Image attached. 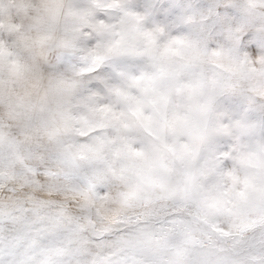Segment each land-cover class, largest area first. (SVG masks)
I'll use <instances>...</instances> for the list:
<instances>
[{"label":"snow or ice","instance_id":"6c2138e0","mask_svg":"<svg viewBox=\"0 0 264 264\" xmlns=\"http://www.w3.org/2000/svg\"><path fill=\"white\" fill-rule=\"evenodd\" d=\"M220 3L173 33L103 0L129 21L81 56L118 70L106 102L53 100L0 46V264H264V0Z\"/></svg>","mask_w":264,"mask_h":264},{"label":"clouds","instance_id":"9594fccd","mask_svg":"<svg viewBox=\"0 0 264 264\" xmlns=\"http://www.w3.org/2000/svg\"><path fill=\"white\" fill-rule=\"evenodd\" d=\"M94 5L81 6L77 0H0V46L22 54L36 86L55 100L68 95L73 105L80 99L83 74L81 56L92 52L114 57L109 48L117 32L126 31L127 18L117 15L102 27L92 18ZM97 41L85 49V33Z\"/></svg>","mask_w":264,"mask_h":264},{"label":"rangeland","instance_id":"374dc122","mask_svg":"<svg viewBox=\"0 0 264 264\" xmlns=\"http://www.w3.org/2000/svg\"><path fill=\"white\" fill-rule=\"evenodd\" d=\"M77 2L85 7L95 6L91 15L96 23H106L111 18L105 10L98 7L103 0H77ZM114 2L124 11L142 17L147 30L163 29L173 33L180 27V18L193 9L212 10L217 21H223L235 15L234 10L225 8L220 0H114ZM243 40L247 41L245 50L249 52V55L259 54L260 45L256 38L246 35ZM96 43L93 36L86 32L82 46L90 50ZM128 65L134 67V62L129 61ZM117 82L118 70L108 64L102 65L82 86L81 95L106 102L110 86Z\"/></svg>","mask_w":264,"mask_h":264}]
</instances>
